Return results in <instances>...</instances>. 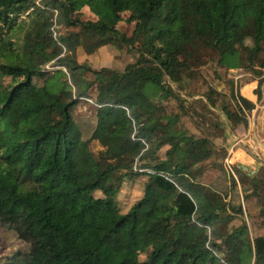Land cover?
Returning a JSON list of instances; mask_svg holds the SVG:
<instances>
[{"label":"trees","instance_id":"16d2710c","mask_svg":"<svg viewBox=\"0 0 264 264\" xmlns=\"http://www.w3.org/2000/svg\"><path fill=\"white\" fill-rule=\"evenodd\" d=\"M71 27L87 54L136 42L139 56L121 71L67 58L55 31ZM263 41L264 0H0V219L10 214L9 228L30 245L3 264H157L172 247L169 264L264 260V234L251 236L246 224L217 229L227 210L213 205L220 197L201 181L194 153L200 143L215 156L216 143L181 127L184 104L169 112L161 101L179 98L167 80L181 84L202 52L227 68L253 70ZM51 63L60 68L49 71ZM261 87L260 79L258 100ZM217 94L210 89L211 105ZM232 97L234 108H223L228 121L247 124L255 103ZM80 99L97 107L90 137L72 115ZM147 132L156 137L147 140ZM213 167L223 168L220 161ZM237 173L244 189L262 197L264 178ZM140 176L147 178L142 194L124 212L122 186ZM158 236L164 240L149 260L139 261L140 246Z\"/></svg>","mask_w":264,"mask_h":264},{"label":"rangeland","instance_id":"374dc122","mask_svg":"<svg viewBox=\"0 0 264 264\" xmlns=\"http://www.w3.org/2000/svg\"><path fill=\"white\" fill-rule=\"evenodd\" d=\"M89 11L87 6L82 8L85 19L90 17ZM24 18L25 16H22L18 20L20 21ZM123 27L127 28L126 26ZM55 32L66 47L65 57L80 63L88 62L94 69L109 67L121 71L128 64L135 62L139 56L136 51V42L133 44V47H128L125 44L120 46L109 44L100 47L93 54H87L80 43L79 28H60L59 31ZM128 35H131V31H128ZM246 44L250 47V45H253V41L249 38L246 40ZM262 45L264 48V41ZM263 61L264 50L253 70L248 68H227L217 62L215 54L213 55L204 51L202 52L199 66H195L188 76H184L181 84L167 80V83H169L179 98L169 96L161 100L169 112H181L180 104H184L186 113L181 117V127L187 128L196 138L207 136L217 145V154L212 157L207 156L204 147L200 143H197L195 150L202 166L201 173H222L220 178L222 183L219 186L217 184V186L208 187L214 190L220 197V199L215 200L217 201L216 203L221 205L222 210H227L223 214L226 216L225 221L218 222L217 225V229L224 233H229L240 225L246 224L250 229L251 236L264 234V190L262 191V197H257L253 194V189L250 185L244 189L237 173V170H239L250 177L258 176L264 178V158H262V152L254 146H250L249 148L248 133L246 131L249 130V116L250 123L253 122L257 125L259 123L257 115L259 112L262 114L263 109H259L256 112L255 105L252 111L247 112L248 123L238 126H233L228 121L223 109L225 106L234 108L232 91H234L236 96L243 95L248 97L247 95L250 93L252 85L257 87L260 79L262 80L263 87L264 66L260 65ZM48 67L49 71H55L60 68L53 66L52 63ZM254 70L256 72L260 71L261 74H256ZM59 76L60 74L57 73L56 78ZM2 81L8 83L10 78L4 77ZM43 82L44 79H35V83L38 85H43ZM262 87L261 98L258 100L259 106L264 101V90ZM210 89H215L218 92L214 96L217 102L215 105H211L208 101ZM256 92H254L255 95ZM96 109L97 107L92 100L80 99L72 110L74 120L84 137H90L95 130L97 123ZM155 137V132H147L145 134L147 140H152ZM236 143L238 144L236 147L242 146L241 148L250 156L256 158V161L254 163L250 162V164L244 161L232 163L229 160L233 158V153L231 154L230 150ZM101 149L102 147L98 142L93 141L91 143V150L95 154H98ZM217 161L222 163L223 168L221 170L213 167L214 162ZM254 165L255 167L253 168ZM234 177L237 181L236 185L233 183ZM146 179V177L140 176L129 179L123 184L118 196V204L122 211H128L138 197L141 196L143 182ZM232 206H235L234 208L242 207L243 212L235 213L232 210ZM11 219L12 216L10 214L7 212L2 213L0 219V264H3L4 260L15 252L25 253L30 248L27 242L21 240L16 232L9 228ZM152 230L156 233L161 231L159 226L153 227ZM170 238L171 234L167 232L165 239ZM163 240L164 238L158 236L149 244H142L138 250V260L142 262L148 261L153 252V247ZM174 249L175 247H172L165 251L157 264H169L174 256ZM257 264H264V260L260 259Z\"/></svg>","mask_w":264,"mask_h":264},{"label":"crops","instance_id":"0c3cea01","mask_svg":"<svg viewBox=\"0 0 264 264\" xmlns=\"http://www.w3.org/2000/svg\"><path fill=\"white\" fill-rule=\"evenodd\" d=\"M255 88H256L255 85H252V89H250V93H248L247 98H249L250 100H252L255 103V105H256L255 111L256 112L259 111V109H263V111H262V114H260V112H259L257 115V117H258L257 121L259 122L257 125H256V123H253V122L250 123V116H249V118H248L249 119V130H246V131L248 133V144H249L248 146H249V148H250V146H252V147L254 146V147H256V149L261 150L262 158H264V101H263L261 106L258 105V97H256V95L254 94ZM262 89L264 90V84H263ZM261 123H263V125H261ZM250 137H251V140H250ZM250 142H252V144H250ZM196 146H197V144L195 145V148H196ZM236 146H238L237 143L234 144L230 150L231 154L233 153V158L231 157L232 159H229L232 163H235L238 161H241V162L244 161V162H247L248 164H250V162L254 163L256 161V158L250 156L248 153H246V151L243 148H241L242 146L241 147L240 146L236 147ZM195 148H194V153H195L196 158L199 161L200 159L196 153ZM205 152H206V150H205ZM255 165L253 166V168L255 167ZM221 174L222 173H203L200 175L201 176L200 179L205 185H208V186L216 185L217 186V184H218V186H219L222 183L220 180ZM216 202L217 201H214L213 205L220 207L221 205L219 203H216ZM192 242L193 241H191V240H185V239H182L180 241L181 244H190Z\"/></svg>","mask_w":264,"mask_h":264},{"label":"built area","instance_id":"2783aa9c","mask_svg":"<svg viewBox=\"0 0 264 264\" xmlns=\"http://www.w3.org/2000/svg\"><path fill=\"white\" fill-rule=\"evenodd\" d=\"M48 66H49V64H48L46 67L49 68ZM208 229H209V228H208ZM209 232H210V231H209Z\"/></svg>","mask_w":264,"mask_h":264}]
</instances>
